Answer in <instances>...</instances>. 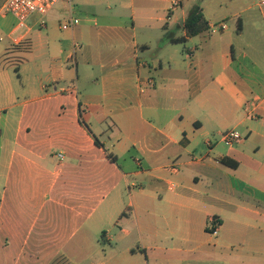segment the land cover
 Segmentation results:
<instances>
[{"label": "crops", "instance_id": "crops-1", "mask_svg": "<svg viewBox=\"0 0 264 264\" xmlns=\"http://www.w3.org/2000/svg\"><path fill=\"white\" fill-rule=\"evenodd\" d=\"M5 1L0 264H264V17L203 0L210 30L173 44L198 0H113L84 49Z\"/></svg>", "mask_w": 264, "mask_h": 264}, {"label": "rangeland", "instance_id": "rangeland-1", "mask_svg": "<svg viewBox=\"0 0 264 264\" xmlns=\"http://www.w3.org/2000/svg\"><path fill=\"white\" fill-rule=\"evenodd\" d=\"M109 3L113 5L115 4V2L113 3V0H73L71 5L67 3H59L51 11V14L49 13V15L46 17L47 28H40L36 24L35 28L41 32L43 38H46V36H48L53 44H59V42L64 39H72V31L75 30V40L77 41L79 46H84V49H88L97 44L104 46L105 41H103V39L101 38L103 36V32H101L102 29L100 27H102L101 23H103L104 18L107 17V15L104 14L103 10ZM242 4L245 7H251L252 12L259 16L258 20L263 21L264 18L262 19V17H264V6H259L256 0H242ZM234 5L235 4H228V7H233ZM70 6L72 7V12ZM94 15H98L100 19L99 25L95 24V18H93ZM109 16L111 17V19H113L112 14ZM71 17L79 19V25L74 29H61L60 25H63ZM38 18L39 16H35L33 19L31 18L30 24L35 23ZM9 19L14 20V18L10 15ZM260 27L262 28V38L258 43L263 47L262 53H264V24L261 23ZM234 28L235 27L233 25L232 29ZM251 37L252 35L248 32L247 35L244 36L243 40L251 42ZM180 47L183 48L182 45ZM257 52H259V50H251V52L249 53L250 55L251 53L256 55ZM152 53L153 52H151V54ZM13 72L14 71L12 70L11 74H13Z\"/></svg>", "mask_w": 264, "mask_h": 264}, {"label": "built area", "instance_id": "built-area-1", "mask_svg": "<svg viewBox=\"0 0 264 264\" xmlns=\"http://www.w3.org/2000/svg\"><path fill=\"white\" fill-rule=\"evenodd\" d=\"M73 0H6L1 8V13L11 15L16 20L15 32L28 29L29 20L35 16H39V25L41 28L47 27L46 17L59 3H72ZM259 6H264V0H256ZM175 5H179L178 2ZM80 23L79 19L71 17L63 25L61 29H74ZM149 85L153 86L154 82L151 80ZM241 134L236 130H228L222 133L223 142L226 146H233L234 143L241 139ZM219 222L212 219L210 222V230L212 234H218Z\"/></svg>", "mask_w": 264, "mask_h": 264}, {"label": "trees", "instance_id": "trees-1", "mask_svg": "<svg viewBox=\"0 0 264 264\" xmlns=\"http://www.w3.org/2000/svg\"><path fill=\"white\" fill-rule=\"evenodd\" d=\"M203 0H198L189 10L183 28L185 35L182 37H175L174 34L167 33L169 41L173 44H183L187 42L188 38L204 34L210 30L209 22L207 21L203 7ZM222 163L232 168H237V163L230 162V158L222 159Z\"/></svg>", "mask_w": 264, "mask_h": 264}]
</instances>
